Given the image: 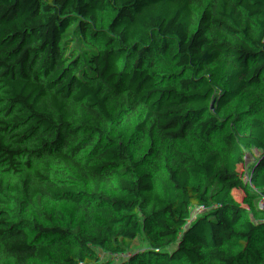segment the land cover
Instances as JSON below:
<instances>
[{
	"label": "trees",
	"instance_id": "1",
	"mask_svg": "<svg viewBox=\"0 0 264 264\" xmlns=\"http://www.w3.org/2000/svg\"><path fill=\"white\" fill-rule=\"evenodd\" d=\"M0 264H264V0H0Z\"/></svg>",
	"mask_w": 264,
	"mask_h": 264
},
{
	"label": "rangeland",
	"instance_id": "2",
	"mask_svg": "<svg viewBox=\"0 0 264 264\" xmlns=\"http://www.w3.org/2000/svg\"><path fill=\"white\" fill-rule=\"evenodd\" d=\"M61 98L68 109L74 112L77 119H83L88 107L84 105V101L67 94V89L61 93Z\"/></svg>",
	"mask_w": 264,
	"mask_h": 264
}]
</instances>
